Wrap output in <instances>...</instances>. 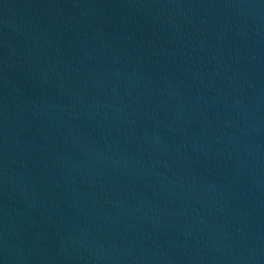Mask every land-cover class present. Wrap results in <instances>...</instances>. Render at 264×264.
Here are the masks:
<instances>
[{
	"label": "water",
	"instance_id": "95a60500",
	"mask_svg": "<svg viewBox=\"0 0 264 264\" xmlns=\"http://www.w3.org/2000/svg\"><path fill=\"white\" fill-rule=\"evenodd\" d=\"M0 264H264V0H0Z\"/></svg>",
	"mask_w": 264,
	"mask_h": 264
}]
</instances>
